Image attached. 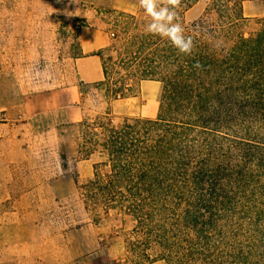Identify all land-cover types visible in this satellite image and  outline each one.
<instances>
[{
    "label": "rangeland",
    "instance_id": "1",
    "mask_svg": "<svg viewBox=\"0 0 264 264\" xmlns=\"http://www.w3.org/2000/svg\"><path fill=\"white\" fill-rule=\"evenodd\" d=\"M109 1L0 0V264H129L134 222L113 210L96 217L74 181L109 173L96 168L104 161L98 154L79 160L80 121L108 106L76 68L81 26L99 30L94 9ZM209 2L200 0L186 20ZM244 14L241 30L250 37L261 28L264 0L247 2ZM72 94L82 98L77 107ZM254 99L246 95L216 119L227 171L214 177L212 221L242 249V264H264V104ZM72 109L82 119L68 115Z\"/></svg>",
    "mask_w": 264,
    "mask_h": 264
},
{
    "label": "trees",
    "instance_id": "2",
    "mask_svg": "<svg viewBox=\"0 0 264 264\" xmlns=\"http://www.w3.org/2000/svg\"><path fill=\"white\" fill-rule=\"evenodd\" d=\"M115 1L98 3V9L84 3L96 11L98 29L110 43L96 53L103 80L83 85L103 95L108 110L80 121L77 152L80 161L100 155L104 161L95 166L109 167V173L98 171L83 184L77 176L78 191L96 217L113 210L134 222L126 241L129 264H242V249L212 221L219 201L214 177L227 171L216 119L246 95L256 98L254 105L264 104V18L246 37L244 6L253 0H210L190 22L186 15L200 0H181L178 20L193 41L186 55L166 38L145 33L151 18L139 0H123L135 4V12L116 8ZM221 38L224 47L217 48ZM144 81L160 83L157 119L117 123L111 103L137 97Z\"/></svg>",
    "mask_w": 264,
    "mask_h": 264
},
{
    "label": "crops",
    "instance_id": "3",
    "mask_svg": "<svg viewBox=\"0 0 264 264\" xmlns=\"http://www.w3.org/2000/svg\"><path fill=\"white\" fill-rule=\"evenodd\" d=\"M123 4L119 6V4ZM116 8L127 12H135L137 6L135 4L123 1H115ZM193 9V8H192ZM246 12V4L244 6V13ZM110 43V35L104 31L92 29L89 27H82L80 29V46L83 56L76 60V68L78 72V79L83 84H94L103 80V69L101 58L96 53L107 47ZM160 83L155 81H144L139 88V95L137 97H130L115 100L109 107L112 117L116 120V116L121 118H146L155 120L159 112V93ZM82 100L80 94H72L71 102L73 107H77ZM108 106V105H107ZM108 107L104 110L105 113ZM68 115L73 114L72 118L82 119L83 112L72 109L67 111ZM79 114V116H78ZM84 160L83 162H89Z\"/></svg>",
    "mask_w": 264,
    "mask_h": 264
},
{
    "label": "clouds",
    "instance_id": "4",
    "mask_svg": "<svg viewBox=\"0 0 264 264\" xmlns=\"http://www.w3.org/2000/svg\"><path fill=\"white\" fill-rule=\"evenodd\" d=\"M139 5L151 18V23L147 24L145 29L146 34L166 38L179 52L186 55L191 54L192 38L185 37L182 24L178 20L181 0H139ZM216 47H224L223 38ZM194 67L200 68L201 65L197 62Z\"/></svg>",
    "mask_w": 264,
    "mask_h": 264
}]
</instances>
